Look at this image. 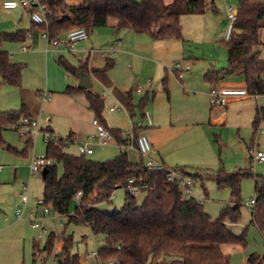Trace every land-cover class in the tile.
<instances>
[{
  "label": "trees",
  "instance_id": "obj_1",
  "mask_svg": "<svg viewBox=\"0 0 264 264\" xmlns=\"http://www.w3.org/2000/svg\"><path fill=\"white\" fill-rule=\"evenodd\" d=\"M41 5L53 15L48 27L33 25L32 30L2 32L0 46L7 41L24 42L28 36L41 35L48 31L50 39H58L69 31L84 29L90 34L98 28H113L116 31L133 30L146 33L155 39H182L181 19L184 15H204L212 0H40ZM264 30V0H239L237 20L233 24L229 39L223 43L228 49L226 69H209L205 79L217 85L223 78L245 75L249 94L264 92V61L255 49L262 46L261 32ZM65 71L75 77L87 74V66L73 65L64 57L57 59ZM110 64L106 66L109 68ZM23 65L12 63L7 52L0 49V85L21 87ZM85 93L90 109L105 125L102 113L104 100L97 93L69 86L67 95ZM149 95L142 99L137 109L145 116ZM134 118L133 102L128 105ZM12 123L29 117L25 106L19 111L0 113ZM106 126V125H105ZM257 128V120L254 122ZM118 145L125 143L122 131L111 130ZM138 130H135L137 133ZM66 140L47 142L46 158L50 161L43 175L44 200L52 205L55 213L66 216L69 224L88 225L94 236L102 235L104 244L98 249L97 258L103 264H230L231 256L222 250V245L243 244L244 237L237 236L228 226L241 218L242 184L246 179L255 182V213L251 223L264 232V176L255 175L251 169L228 172L221 167L215 173L219 189L230 190L232 205L224 207L217 219H213L196 199L186 200L177 184L165 180L167 170H149L143 161L134 163L127 153L108 161H94L84 155H73L65 151ZM23 150L7 145L0 128V146L10 153L28 157L34 146L33 139L23 140ZM253 143V142H252ZM58 165L63 175L58 174ZM147 187L141 204L129 190V181ZM126 190L124 205L113 213L104 212L98 204L111 202L114 192ZM82 193L80 201L75 197ZM63 241L62 253L54 258L55 264H82L78 253L73 251V236L51 233L43 249L34 244V258L53 254L56 242ZM247 264H264V256L249 255Z\"/></svg>",
  "mask_w": 264,
  "mask_h": 264
},
{
  "label": "crops",
  "instance_id": "obj_2",
  "mask_svg": "<svg viewBox=\"0 0 264 264\" xmlns=\"http://www.w3.org/2000/svg\"><path fill=\"white\" fill-rule=\"evenodd\" d=\"M164 1L170 4L173 0ZM1 2L0 0V34L17 30H32L33 23L28 10L20 7L5 9ZM71 2L72 4L79 3L75 0H71ZM219 24L223 30L226 26L228 28V17L221 18ZM92 32L86 41L77 44V55L86 57L89 49L96 50L90 60L86 59L82 63L87 66L88 73L85 75L90 77L92 82L88 90L95 93L92 88L93 81H96L103 88L97 94L101 98L103 92L108 94L106 98H102L104 100L102 118L106 127L110 130L124 131L132 129L135 123H141V128L137 129L136 134L144 133L148 136L155 152V160L180 174L186 175L184 167L190 164L189 162H198V160L201 162L208 161V163L213 162L218 149L220 151L219 162L221 167L225 168V159L222 158V152L223 149L229 150L230 147L228 142L223 141L224 133L220 131V127L229 121V108L231 105L239 104V102L253 97H235L230 99L226 107H214L210 103L209 94L213 86L246 89L245 75L227 76L217 85H212L205 79L206 72L211 68L217 70L227 68V66L222 65L219 69L216 63L209 66L208 64H202L200 67L195 66V74H191V70L188 72V76H186V73L182 79H178L175 73L171 74L168 68V66H171L173 69L175 64L180 62L170 59L177 45L172 42L173 39H155L146 33L133 30L116 31L113 28H99L94 30V34ZM101 37H104L105 40H100ZM117 40L121 43L117 44ZM24 46L28 47L27 51L23 50ZM0 49L7 52L12 63L24 66L22 85L16 87L20 90L18 92L13 90L15 92L1 98L0 113L19 111L25 106L28 116L39 121L41 130L49 131L55 138L62 140L71 137V141L66 142V144L67 146L68 144H74L76 148L78 142L87 139L95 132L93 120L96 116L89 107L86 94L83 92L74 95L66 94L69 86L78 87L79 78L67 73L57 62V59L62 56L73 65L79 66L82 63L77 60V55L61 53L57 56L53 54L50 52L47 40L39 34L28 38L24 42H4L1 44ZM104 50L107 51L106 55L102 53ZM157 51L164 55L161 56V58H165L163 62L172 61L169 63L170 65L165 66V72L161 70L164 65L155 64L154 62L155 56L158 57ZM109 64V68L106 69ZM152 66L156 78H162L164 75L162 85L158 84L153 87L152 80L151 86L145 82V87L139 93L137 91L140 89L138 85L141 82L139 72L140 70L151 69ZM199 76H202V80H199ZM133 82L136 83L133 84ZM5 87L14 88V86L0 85V90L5 89ZM45 93L49 94L47 99L43 97ZM147 95L150 99L144 113L150 115L152 125L148 124L146 117L137 109L142 99ZM255 99L260 100L255 118L258 127L264 122V95ZM117 101L127 108L126 112L111 111V107ZM130 101L133 102L136 109L134 118L128 108ZM1 117L6 116L0 114ZM0 128L3 130L4 135L6 129L1 126ZM218 132H221V135ZM252 142L253 139H251V144ZM108 147H118L121 149V154L127 153V155L128 152L126 151L131 150L139 155L140 161L145 163V158L136 149L120 147L116 141H113ZM15 149L21 151L23 147L22 149ZM233 152L234 155L243 153ZM97 160L102 161L103 159L98 157ZM12 164H15V168L18 166L16 161ZM199 164L203 165V168L207 167L204 163ZM18 173L19 170L16 169L15 175H18ZM230 203H232V199H230ZM212 218L215 220L218 217ZM13 225L14 223L6 226V229L14 227ZM228 226L232 229L229 223ZM245 247L241 244H228L222 245V250L232 258L235 249L240 253H245Z\"/></svg>",
  "mask_w": 264,
  "mask_h": 264
},
{
  "label": "rangeland",
  "instance_id": "obj_3",
  "mask_svg": "<svg viewBox=\"0 0 264 264\" xmlns=\"http://www.w3.org/2000/svg\"><path fill=\"white\" fill-rule=\"evenodd\" d=\"M1 1L2 6H4V0ZM75 1L79 2V0ZM212 1L213 3L206 14L182 16V39H173L172 41L177 45L170 59L172 58L173 61L178 60L181 63L190 65L192 68L191 74L196 73L195 66L200 67L202 64H208L209 66L217 63L216 65L219 69H221L222 65L228 66V49L223 43L226 38L227 26L223 30L219 24V20L227 16L228 7L238 10L239 0ZM92 34H94V31ZM101 39L102 41L105 40L104 37H101ZM261 41L262 46L259 48L261 50L259 57L260 60L264 61V30L261 32ZM156 54L158 57L155 56L154 62L155 64L164 65L161 70L165 72V66L170 65L169 63L172 61L163 62L165 58H161V56L164 55L159 51ZM153 68L152 66L151 69H139L141 82L138 87L140 89L145 87V82L151 86V80L153 81V87L158 84L162 85L164 75L163 77L161 76L162 78H156ZM168 68L172 74L173 69L171 66H168ZM188 75L187 73L186 76ZM201 77L199 76V80H202ZM135 83L133 82V84ZM10 88L12 87H5V89L0 90V104L1 98L4 95L8 96L12 92H15L13 90H17V92L20 90L16 87ZM92 90L95 93H100L103 88L98 82L93 81ZM259 103L260 100L257 101L253 97L239 102V104L231 105L229 108V121L220 127V131L224 133L223 141L228 142L230 147L229 150L223 149L222 152V158L225 159V169L228 172H234L238 169H251L255 175L264 176V163L252 164L249 154L251 139L264 149V133H261L264 129V122L261 126L254 127ZM0 126L6 129L4 131L6 144L13 148L22 149L23 142L15 129V123H10L6 117H1ZM221 132H218V134L221 135ZM33 141L34 146L28 157L11 154L5 147L0 146V165L4 167L0 177V264H55L53 254L51 256L44 254L35 261L34 244H39L40 248L43 249L49 238V234L55 233L61 236L63 232L66 235L73 236V251L79 254L82 264H103L93 255V252L103 246L104 237L102 235L94 236L88 226L73 223L66 226L68 218L53 212L51 215L52 226H49V234L46 238L40 239L38 232L31 227L26 216L21 220L16 218L14 207L19 202L21 195L26 194L23 191L25 186L29 188L28 195L30 199L27 212L36 210L38 201L44 200L43 170L32 174L31 165L35 157L46 156L47 140L43 135H38L33 138ZM65 151L73 155L79 154L74 144L66 145ZM232 151L243 153L234 155L235 153H232ZM95 152L94 155L89 156L90 159L99 161L97 160L99 157L103 159L102 161H108L119 156L121 149L118 147L96 148ZM126 152H128V156L132 162L139 163L140 157L138 154L131 150ZM15 161L18 163L16 168L15 164H12ZM219 161L220 151L218 149L213 162L208 163V161L201 162L198 160V162H189L190 164L184 167L186 175L195 180L197 195L205 200L203 203L205 211L214 218L219 217L223 207L232 205L230 203V190L228 188L219 189L216 183L215 171L221 167ZM199 163H204L207 167L203 168V165ZM16 169L19 170L18 175H15ZM58 174L60 177L63 175L62 165H58ZM254 189L255 182L253 179L243 181L241 218L235 224L230 223V226L237 236L243 235L244 243L241 245L246 246V252L240 253L235 249L230 264H246L247 256L251 253L264 256V232H261L256 225L251 223L252 213L250 208L246 206L248 200L255 197ZM125 195L126 190L119 188L114 192L111 202L100 203L98 207L102 211L109 213L120 210L124 205ZM145 196L146 191H140L136 195L137 202L141 204ZM62 221L64 225H61ZM12 223H14V227L6 229V226H10ZM56 243L63 244V241L60 239Z\"/></svg>",
  "mask_w": 264,
  "mask_h": 264
},
{
  "label": "built area",
  "instance_id": "obj_4",
  "mask_svg": "<svg viewBox=\"0 0 264 264\" xmlns=\"http://www.w3.org/2000/svg\"><path fill=\"white\" fill-rule=\"evenodd\" d=\"M5 9H16V8H23L28 10L31 14V19L33 25L38 27H45L48 28L52 22L51 17L53 13L41 5L40 0H5L4 6ZM237 13L238 10L234 9L233 7L227 8V17L229 20L226 38L229 39L233 24L237 20ZM41 36L47 40L50 47V52L55 55H60L61 53H67L70 55H77L78 48L77 44L86 41L89 38V34L84 29H75L69 31L64 37H60L58 39H50L49 33L45 30ZM32 36L29 35L28 38ZM121 41L117 40V44H120ZM23 50L27 51L28 47L24 46ZM95 49H89L87 51L86 57L77 55V60L82 63L86 59L90 60L92 56L95 54ZM106 55L107 51L102 52ZM191 71V66L184 63H176L173 72L177 76L178 79H182L183 76ZM139 93L142 92V89L137 90ZM107 93L103 92L102 98L107 97ZM210 103L214 107H226L230 101V99L235 97H255L259 98L262 94H254L251 95L248 93L247 89H229L223 88L219 86H213L210 91ZM43 97L47 99L49 94H43ZM111 111L113 112H126L127 108L123 106L119 101H117L112 107ZM147 122L149 125H152L151 117L148 113L145 114ZM93 126L95 128V132L90 135L87 139L78 142L77 150L80 155L84 156H91L94 154L96 148L104 149L112 144L113 141H116L115 136L113 135L112 131L108 129L103 123H101L97 118L93 120ZM16 131L18 132L21 139H33L35 136L43 135L47 142L53 141L57 142L59 139L55 138L49 131H43L40 128L39 121L36 118L32 117H22L17 120L16 124ZM141 128V123H135L132 129L122 131L121 137L125 140V143L119 145L123 148L128 149H136L140 155L145 158V166L149 170H167L165 174V180L169 184H177L180 191L183 194L184 199L191 200L196 199L200 203H204L202 197L197 195L195 191V181L189 176L183 175L178 173L175 170H171L167 168L165 165L158 163L155 160V152L150 142L148 136L144 133L136 134L135 130ZM264 133V129L261 131ZM71 140H68L69 142ZM118 144V143H117ZM249 154L250 159L252 160V164L256 163H264V149L260 147V145L256 142H253L249 147ZM50 165V161L47 160L46 157H35L33 159L31 165V172L37 173L44 169H46ZM3 167L0 166V175L2 173ZM134 180L129 181V190L134 194L137 195L140 191L148 189L147 187H140L134 184ZM24 191L26 194H22L19 202L14 207L15 216L17 219L21 220L25 216L27 220L30 222L31 227L38 232V237L40 239L46 238L49 234V226H52V219L51 215L54 212L52 205H48L45 203V200H39L37 203V209L31 212H27V206L29 203V195H28V187H24ZM82 196L81 192H78L75 200L77 202L80 201ZM246 206L250 208L252 217L255 213L256 207V199L253 198L248 200ZM61 225H64L63 221ZM50 235V234H49ZM63 250V244L56 243L53 255L54 258L61 254ZM98 250L93 252V255L97 257Z\"/></svg>",
  "mask_w": 264,
  "mask_h": 264
},
{
  "label": "water",
  "instance_id": "obj_5",
  "mask_svg": "<svg viewBox=\"0 0 264 264\" xmlns=\"http://www.w3.org/2000/svg\"><path fill=\"white\" fill-rule=\"evenodd\" d=\"M260 52V49H255L254 54H258ZM79 78V84L78 87L82 90H88L90 89L92 82L90 77L86 76L84 73H79L78 75ZM48 169H44L43 170V175H45L47 173Z\"/></svg>",
  "mask_w": 264,
  "mask_h": 264
}]
</instances>
